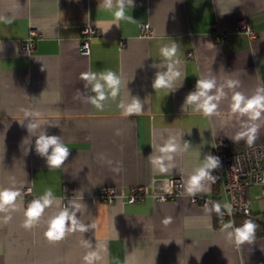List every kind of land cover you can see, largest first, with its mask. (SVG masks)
I'll return each mask as SVG.
<instances>
[{
    "label": "crops",
    "instance_id": "1",
    "mask_svg": "<svg viewBox=\"0 0 264 264\" xmlns=\"http://www.w3.org/2000/svg\"><path fill=\"white\" fill-rule=\"evenodd\" d=\"M103 4L0 0V18L12 20H0V190L20 193L14 206L0 212V264H86L90 252L100 257L94 264H264V234L237 245L223 227L229 222L219 223L216 203L200 204L187 192L189 178L214 156L216 140L247 143L232 138L252 124L259 126L256 140L264 139V115L251 121L230 110L234 92L252 96L264 87V0H124L131 20L118 23L117 0L111 10ZM239 19L253 38L235 28ZM84 26L97 31L87 54L79 50ZM30 30L36 37L26 52L22 43ZM216 31L225 33L226 42L214 40ZM172 43L181 76L170 88L154 89L156 73L174 63L161 57L160 48ZM107 70L121 77L120 92L112 98L105 88L98 110L90 99L96 95L92 84L81 76ZM197 79L216 83L210 94L220 99L211 117L185 103ZM134 98L142 112L125 116L119 105ZM34 123L39 126L30 128ZM42 134L61 137L69 147L59 168H49L36 152ZM170 140L177 150L162 153ZM208 172L215 183L205 178L196 194L222 203V171ZM174 177L181 179L175 196L152 197L169 189ZM105 186L124 196L95 200ZM133 186L147 195L127 203ZM49 189L52 204L36 226L25 229V209ZM248 197L253 213L264 211L258 185L249 186ZM65 209L86 230H71L69 221L64 239L51 243L48 223Z\"/></svg>",
    "mask_w": 264,
    "mask_h": 264
},
{
    "label": "clouds",
    "instance_id": "2",
    "mask_svg": "<svg viewBox=\"0 0 264 264\" xmlns=\"http://www.w3.org/2000/svg\"><path fill=\"white\" fill-rule=\"evenodd\" d=\"M131 4V0H129ZM104 8L111 10L113 8V0H104ZM4 23H12L10 19H3ZM121 20H131L130 16H126L124 0H117V8L114 12V23H118ZM178 46L176 43H172L170 46L165 45L160 48L161 57L166 61H174L170 63L165 72H157L153 81L154 89H166L172 86L173 81L181 76V72L175 65L181 63L180 59L177 58ZM176 58V59H174ZM82 80L92 84V91L96 95L91 99V103L98 109L103 110V101L106 99L105 88L110 89V95L115 98L120 92L121 77L118 76L114 71L107 70L100 73L86 72L81 76ZM230 87H235V82H229ZM196 91L190 92L186 97V104H195L197 110L206 117H211L217 112L218 103L220 99L218 95H211L210 92L216 87V83L211 79H197ZM222 95V93H221ZM119 107L123 108V114L130 116L133 114H139L142 112V105L138 99H133L128 105L121 103ZM230 110L234 114H240L241 116L247 115L249 120H259L264 115V87L259 88L256 93L252 96H245L243 93L236 91L231 97ZM38 123L30 125V128L38 127ZM258 125L252 124L246 126L245 131L237 133L232 139L234 142H238L241 139L246 138V142L252 145L258 138ZM36 152L46 158V162L49 168H59L63 165L70 153L69 147L61 139V137L55 135H40L35 141ZM177 146L173 141H169L163 147L160 148L162 153L168 154L175 152ZM169 159L171 157H168ZM153 163L160 166L161 172H166L160 160H153ZM219 166V157L209 155L207 157V164L204 167L197 169L196 173L192 175L188 180L187 192L195 196L200 191L202 184L201 182L205 178L212 179L215 183L216 178L209 176V169H215ZM20 196L19 191L11 189L0 190V212L7 211L9 207L14 206L17 197ZM52 204V190L49 189L39 199H33L24 211L25 220L23 227L25 229H31L36 226L39 218L46 206ZM215 211L217 214L221 212V205L215 204ZM223 207L227 210L228 215L231 216L233 207L230 203H225ZM10 217L5 218L4 222H8ZM71 222V230H75L79 227L80 231H85L83 226L78 225L74 218V215L70 216L67 209L59 212L55 215L48 223L45 237L51 243L59 242L64 239L66 232L69 230L66 228V223ZM225 230L231 229L228 235L235 241L237 245H242L246 242H250L254 239L257 224L251 220L246 219L240 226H234L232 222L225 224ZM100 257L96 252H90L84 256L86 264H94L95 261L99 260Z\"/></svg>",
    "mask_w": 264,
    "mask_h": 264
},
{
    "label": "built area",
    "instance_id": "3",
    "mask_svg": "<svg viewBox=\"0 0 264 264\" xmlns=\"http://www.w3.org/2000/svg\"><path fill=\"white\" fill-rule=\"evenodd\" d=\"M146 30V26L143 25ZM235 28L247 33L249 38H253L255 33L250 31L244 19L237 20ZM95 28L84 26L81 29L82 40L79 44V50L83 54L89 52V39L96 33ZM36 31L30 30L27 38L22 43L23 49L28 52L34 46V38ZM216 42H226V35L221 31L213 32ZM214 156L219 157V166L222 171V188L225 192L226 199L221 205V212L217 215L220 224L225 221L232 222L235 214L250 216L253 214L251 210V202L248 197V188L251 185H258L260 193L264 195V139L255 140L252 145L244 143L238 146H232L225 140L218 139L214 143ZM169 189H163L152 194V197L158 200L175 196L181 190V179L178 177L170 178ZM67 190V188H65ZM26 192L28 190H25ZM147 193L139 186H133L125 195L127 203H134L138 199L145 197ZM124 195L112 186L102 187L99 195L95 200L99 199L105 203L113 202L117 198ZM190 199L200 204L218 203L213 197H206L195 194ZM225 203H230L233 207L232 215L229 216L227 210L223 207ZM258 216L264 220V211Z\"/></svg>",
    "mask_w": 264,
    "mask_h": 264
},
{
    "label": "trees",
    "instance_id": "4",
    "mask_svg": "<svg viewBox=\"0 0 264 264\" xmlns=\"http://www.w3.org/2000/svg\"><path fill=\"white\" fill-rule=\"evenodd\" d=\"M246 219H251L257 224L256 235L264 234V220H262L258 214L253 213L250 216L235 214L233 219L234 226H240Z\"/></svg>",
    "mask_w": 264,
    "mask_h": 264
}]
</instances>
